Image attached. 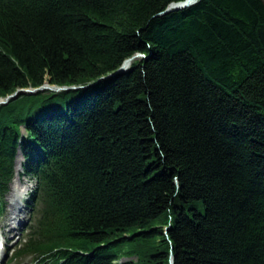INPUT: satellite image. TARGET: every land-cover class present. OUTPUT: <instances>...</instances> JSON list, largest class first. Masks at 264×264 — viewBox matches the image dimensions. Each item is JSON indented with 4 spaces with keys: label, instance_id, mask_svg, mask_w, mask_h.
Instances as JSON below:
<instances>
[{
    "label": "trees",
    "instance_id": "trees-1",
    "mask_svg": "<svg viewBox=\"0 0 264 264\" xmlns=\"http://www.w3.org/2000/svg\"><path fill=\"white\" fill-rule=\"evenodd\" d=\"M178 1L0 0L4 264H264V0Z\"/></svg>",
    "mask_w": 264,
    "mask_h": 264
},
{
    "label": "rangeland",
    "instance_id": "rangeland-1",
    "mask_svg": "<svg viewBox=\"0 0 264 264\" xmlns=\"http://www.w3.org/2000/svg\"><path fill=\"white\" fill-rule=\"evenodd\" d=\"M21 161V158L19 159ZM19 161V162H20ZM21 171V169H20ZM15 180H19L21 191H20V199L19 201V208H21L22 213L19 215V223L12 221L10 219L13 215V212H9L12 208L10 206V192L11 186L15 183ZM34 187V181L27 178L25 175H19L16 178V171L14 178L9 186V191L5 194L3 202L1 206L3 208V214L0 216V237L3 235V242L1 243L0 239V264H4L10 255V251L16 247L17 243L21 240L22 236H25L28 227L32 224L33 220V210L26 204V200L29 197V193L31 192L32 188ZM13 209V208H12ZM13 211V210H11ZM2 234V235H1ZM5 237V242H4ZM11 264H32V261L29 256L22 258L18 263L12 262Z\"/></svg>",
    "mask_w": 264,
    "mask_h": 264
},
{
    "label": "water",
    "instance_id": "water-1",
    "mask_svg": "<svg viewBox=\"0 0 264 264\" xmlns=\"http://www.w3.org/2000/svg\"><path fill=\"white\" fill-rule=\"evenodd\" d=\"M198 0H193V1H188V0H181L178 2H172L169 4V6L162 12V13H167L171 10H176V9H182V8H186L189 7L191 5H193L195 2H197ZM140 56L139 53L127 58L124 60V62L122 63V65L116 70V71H122L124 70L132 61V59H134L135 57ZM66 87H61V86H56V85H50L48 83L43 84L42 86H39L37 88H19L17 89L15 92H13L12 94L6 96L5 98H0V104H6L9 99L11 98H15L19 93H35L38 90H44V89H53V90H60V89H65ZM170 264H172V259L170 260Z\"/></svg>",
    "mask_w": 264,
    "mask_h": 264
},
{
    "label": "bare ground",
    "instance_id": "bare-ground-1",
    "mask_svg": "<svg viewBox=\"0 0 264 264\" xmlns=\"http://www.w3.org/2000/svg\"><path fill=\"white\" fill-rule=\"evenodd\" d=\"M188 1H193V0H188ZM20 156H17V159H16V166H15V171H16V178L18 176V172L20 171ZM20 161V162H19ZM20 191H21V186H20V182L19 180H15V183L12 184L11 186V192H10V206L13 208L10 209L9 212H13V215L14 217L12 216L10 219H13L12 221H15L17 223H19L20 219L18 218L19 215H21L22 213V210L21 208H19V200L21 197L20 195ZM22 192V191H21ZM13 210V211H11Z\"/></svg>",
    "mask_w": 264,
    "mask_h": 264
}]
</instances>
